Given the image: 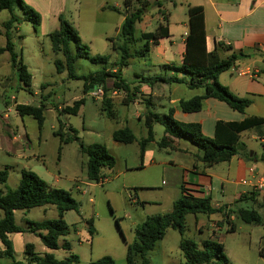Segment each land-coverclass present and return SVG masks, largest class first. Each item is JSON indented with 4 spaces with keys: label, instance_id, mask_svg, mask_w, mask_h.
I'll use <instances>...</instances> for the list:
<instances>
[{
    "label": "rangeland",
    "instance_id": "1",
    "mask_svg": "<svg viewBox=\"0 0 264 264\" xmlns=\"http://www.w3.org/2000/svg\"><path fill=\"white\" fill-rule=\"evenodd\" d=\"M158 1L161 3V8L171 14V23L184 22L186 3L183 0ZM119 2L123 4L122 0ZM148 11H150L148 13L151 16L150 20L135 23L134 37L143 32V29L153 31L161 22V11L159 13L155 6L150 7ZM154 14L158 15V19ZM6 17L7 11H0V30ZM94 21L96 27L94 30L88 27L79 29L81 42L87 45L90 55H105L107 61L105 64H100L78 58L74 62V69L79 75L102 68H116L120 57V51L111 47L112 42L115 44L123 42L121 33L114 32L115 19H104L99 15ZM16 28L17 35L13 33L11 35L13 50L25 66L30 80L28 87L22 84H20L22 88L18 87V81L15 80L16 71L8 66V54H0V169H7V178L0 184V190L5 192L14 189L19 182L20 170H30L48 185L69 191L71 197L78 203V213L68 210L62 214L68 232L58 239V243L67 241L69 249L50 250L44 247L38 237L32 233H10L8 240L11 243L12 257L1 253L3 246L0 242V264L16 262L28 264L27 255L24 253L26 243L32 244V250L37 255L46 252L51 253L55 259H63L74 254L78 259L77 264H91L102 255L111 256L115 264H126L125 247L126 244L134 241V227L146 216L170 211L172 202L180 195L178 185L175 183L176 181L178 183L177 176L180 169L173 165L172 160L185 162L191 159V156L169 147L158 146L163 127L159 123H154L152 141L145 143L146 151H151V157L150 159L147 156L140 157L139 141L146 136V130L142 121L137 120L136 115L139 113L141 116L144 109L142 95L138 94L135 98L139 103L129 101L126 104L123 90L115 94L109 93L115 105L112 116L101 105L99 99L91 98L88 91L83 92L81 78H69L65 70L56 72L54 60H63V57L61 53L51 50L49 38L41 33L39 26L33 30L29 23L20 21L16 24ZM103 31L108 35L101 36ZM3 39L4 37L0 35V46L3 44ZM126 44L130 58L127 60V66L120 70V76L126 82L131 83L129 81L134 80L135 73L143 76L161 71L147 66L144 62L147 61L146 57L140 56L142 41L134 39V42ZM13 73H15L14 79ZM4 76H7V79ZM108 83H111L110 80ZM91 88L93 87L89 89ZM3 89L4 93H2ZM192 92L197 94L200 90H190L183 84H171L165 89L164 94L170 98H187ZM6 94H12L18 104L33 107L42 105L39 128L32 116H20L14 112L13 100L6 99ZM80 97L83 98V102L75 114L58 112L57 107L71 105L73 100ZM166 97L156 99L148 108L158 114H166L168 107L171 106ZM219 104L226 111H230L225 103ZM6 107H9L8 117L2 119ZM200 113L203 115L204 111ZM59 126H61L62 139L65 137L70 139L59 140V136L55 135ZM69 126L75 129L76 139H72L68 131ZM121 127L131 130L134 135L132 142L113 141L112 131ZM13 134L17 136L15 140L12 138ZM244 134L241 139L249 146L260 150L258 139H246ZM4 138L9 139V142H5ZM182 142L189 144L186 139H180V143ZM80 143L83 146L99 143L114 158L111 168L102 169L106 179L101 183L87 179L86 155L80 151ZM191 147L197 151L193 144ZM226 165L225 162L216 163L212 169L224 177L227 176ZM228 179L234 180L235 176L229 174ZM226 185L229 193L221 197L218 189L219 181H214L213 200L224 201L233 190L235 192L244 188L233 183ZM239 207L254 209L262 214V211L254 207L250 201L236 202L231 209L234 224V230L231 231L225 220L214 229V224L219 218L218 213L213 215L189 213L185 215L183 237L195 243L208 238L222 243L223 253L229 264H264V256L260 253V251L264 252V224L242 222L237 216ZM56 217L57 210L50 204L32 207L26 211L15 210L14 213L15 224L21 227L25 226L27 220L41 221ZM89 218L95 229L91 239L87 238L88 234L82 223L83 219ZM228 220L231 221L230 218ZM197 224L202 225L201 230L196 228ZM75 229L78 232H74ZM179 240L178 232L173 228H167L163 237L146 252L148 264H185L179 249ZM138 260L136 258L137 262Z\"/></svg>",
    "mask_w": 264,
    "mask_h": 264
},
{
    "label": "trees",
    "instance_id": "2",
    "mask_svg": "<svg viewBox=\"0 0 264 264\" xmlns=\"http://www.w3.org/2000/svg\"><path fill=\"white\" fill-rule=\"evenodd\" d=\"M152 6H160V1L133 0L129 8L124 12V18L119 30L123 37V42L121 44L111 43L113 49L120 51L117 67L113 69L102 68L85 75L75 73L74 62L76 59L85 58L92 63L105 64L107 56L90 55L87 45L81 42L75 29L59 16L58 28L46 35L49 38L51 50L61 53L63 57V60H54L56 72L65 70L69 78H81L83 80V92L88 91L90 87L101 86L103 89V97L100 100L101 105L112 116L114 112L111 108V97H108L112 89L123 90L126 97L125 102L127 103L132 100L131 95L137 90L139 83L151 86L155 82L184 83L188 88L203 89L201 95L178 101V107L182 112L198 111L201 107V101L209 97L225 103L231 110L242 112L249 104V100L235 96L217 81L218 74L228 69L240 54L231 53L228 57L219 59L213 53L205 52L202 8L199 5H187V34L184 41L185 48L182 61L179 65L169 66L174 75L142 76L136 74L137 79L134 81L136 86L133 87L134 90L132 88L130 90L129 83L120 76V70L127 65V60L130 58L126 43L134 42V39L142 41V47L139 50L140 56H142L148 50L149 41L155 43L157 38L168 35L166 17L161 12V22L157 24L152 32H141L137 37H134L135 23L139 22L143 13ZM2 10H6L9 13V17L2 22L5 42L0 47V53L4 51L8 53L10 67L16 71L21 84L24 87H28L30 75L13 50V44L10 39V28L13 22L21 20L29 23L32 29L35 30L40 21L39 13L23 0H0V11ZM15 10L19 12L18 17L14 14ZM176 74L181 76L178 78ZM107 78L112 79L111 87H106L104 84ZM82 102V97L75 99L71 105H64L58 112L75 114ZM41 109L42 105L38 107L18 103L14 105V110L18 115L32 116L36 120L38 128L42 118ZM154 123L161 124L163 133H165L158 142V146L167 145L170 137L186 139L197 148L200 152L199 160L207 166L215 162L228 160L233 155L248 158V150L240 142L239 133L251 127L261 125L264 123V120L258 117H245L239 121L216 120L213 125L212 136L208 137L202 134L199 123L181 122L174 119L171 108L168 109L166 114L161 115L148 111L143 117L146 136L139 141L140 157H142L145 143L152 140L151 126ZM68 131L71 133L72 139H76L75 129L69 126ZM55 134L59 136V140L67 141L70 139L69 137L62 139L60 131H57ZM111 137L114 141L121 143H130L134 140V135L126 127L114 130ZM79 147L80 151L86 155L85 170L87 179L96 182L99 178H105L102 169L111 168L114 164V158L106 151L104 146L99 143L83 146L80 143ZM6 178L7 170L6 168H1L0 184ZM248 198H252V196ZM45 204L55 207L57 210L56 218L43 219L41 221L27 220L24 227L15 224L13 211H25L29 208ZM224 208L212 207L208 196H194L193 193L185 192L181 185V194L172 202L170 211L163 214L146 216L134 227V241L126 244L125 247L124 258L126 264H148L146 252L153 248L156 241L163 237L165 230L169 227L175 229L180 235L179 249L185 264H229L227 257L223 253L222 243L210 238L195 243L183 237L184 219L185 215L189 213L209 215L218 212L228 223L229 230H234L232 220H228L231 210H225ZM0 210V242L3 246V250L1 251L3 255L12 257L11 243L7 237V234L10 233L29 232L36 235L41 244L50 250L57 248L69 249L67 241L63 240L61 243H58V239L65 236L68 232V226L62 219V212L74 210L78 213V203L71 197L69 191L52 187L34 172L22 169L20 171L19 182L14 189L5 192L0 190ZM237 216L244 223L264 224V216L254 209L239 207L237 208ZM85 230L88 234V239H91L95 233V229L89 219L85 220ZM32 249V244H25L24 253L27 255L28 264H77L78 261L77 256L74 254L63 259H55L51 253L45 252L37 255ZM260 253L264 256V252L260 251ZM136 258L139 259L138 262ZM15 264L23 263L16 262ZM91 264H115V262L111 256L102 255L93 260Z\"/></svg>",
    "mask_w": 264,
    "mask_h": 264
},
{
    "label": "crops",
    "instance_id": "3",
    "mask_svg": "<svg viewBox=\"0 0 264 264\" xmlns=\"http://www.w3.org/2000/svg\"><path fill=\"white\" fill-rule=\"evenodd\" d=\"M23 1L39 13L40 21L38 26L42 34L47 35V33L56 30L59 25L60 16L75 29L80 40L81 35L79 29H84V27H88L94 30L96 28L94 25V19L99 15H102L104 19H115L116 22L113 24L114 32H119L121 23L124 18V12L127 8H129L130 4L133 2V0H122L123 4H120L119 0ZM149 1L151 2V0ZM183 1L184 3H186V8L187 5H199L202 8L204 27V48L206 53H213L219 59L226 58L231 53L240 54L236 57L233 64L228 69L218 74L217 81L221 85L225 86L235 96L248 99L249 104L243 109L242 112L234 111L231 109L228 112L223 109V107L219 104L221 101L209 97L204 98L201 101V107L198 111L186 113L182 112L179 109L178 101L188 99L196 95H201L203 93L202 88H188L184 83L175 82H155L151 86H148L144 83H139L137 90H135L134 93H132L131 95L132 100H130L132 102L139 103V100L135 99L137 98L136 96L139 94L143 97L144 109L142 110L143 112L141 113V116H139V113H137V120L142 121L143 125L144 114L148 111H151L148 106L152 105L153 101L155 103L156 99L165 98V89L169 88L171 84H183L186 88L190 90H200V92L197 94L193 92L190 93V96H188L187 98H166L171 104L168 109H172V117L174 119L181 122L199 123L201 132L205 136H212L213 125L216 120L239 121L245 117H258L264 120V0ZM148 10H146L141 16L140 22L142 20H150L151 16L148 14L150 12ZM156 10L158 12L161 11L166 17V27L168 35L166 37L157 38L155 43H151V41L148 42V50L143 55L144 57H146L147 61L144 62H146V65L152 69L161 70L159 73L152 75L172 76L174 75V72L170 70L169 66L179 65L182 61V55L184 53V41L187 34V14L184 22L180 24H174L170 21L171 14L169 12L163 10L161 6L156 7ZM81 13L82 16H80ZM14 14L17 15V17L19 16V12L17 10L14 11ZM154 15H156L155 17L158 19V15ZM8 17L9 13L7 12L6 19H8ZM20 21L21 20L13 22L10 28V39L12 33L17 35L16 24ZM144 32L152 31L143 29V33ZM0 35L4 37L3 27L2 30H0ZM106 35L108 34L105 31L101 33V36ZM3 40L4 41L2 46L5 42V39ZM4 53L7 52L4 51L0 54ZM7 60L8 66L10 67L9 55L7 57ZM12 75L14 79L15 73H13ZM176 75L178 78L181 76L179 74ZM134 76V80L129 81L131 82L129 83L130 90H132L133 87L136 86V83L134 82L137 79L136 73L134 74ZM4 77L5 79H7V76ZM15 80L18 81V87L22 88L18 76H16ZM108 80H110L111 83H108ZM104 84L106 87H111L112 79H105ZM172 90H174V87H172ZM4 91L5 90L3 89L2 93H4ZM6 99L13 100L12 108L14 109V105L17 104L14 96L12 94H8L6 96ZM110 103L111 108L113 109L115 105L113 104L112 99ZM8 109L9 107L5 108L6 112L2 114V119L8 117ZM59 109L60 107H57V110ZM202 110L204 111L203 115H201L200 113ZM14 112L16 111L14 110ZM60 128L61 126H59L57 131L62 132ZM143 128H145L144 125ZM57 131H55V133ZM245 132L246 134H244ZM242 134H244V137H246V139L255 140L257 138L258 143L260 144V150L249 146L246 141L242 140ZM163 135H165V133H163L162 136ZM16 137L17 136L13 134V140H15ZM4 140L5 142H9V139L7 138H4ZM19 140H21L20 137ZM239 140L244 144L245 149L248 150V153L249 151L251 152L250 155L248 154V158H245L240 155H233L228 160L215 162L207 166L199 160L200 152H198V150H194L188 140L187 141L189 142V144L187 145L186 142L180 143V139L170 137V141L167 143V145L162 147H169L174 150L183 152L188 156H191V159H188L185 162H181L180 160H172L173 165L177 166L180 169V172L177 176L178 183L177 181L175 182L178 185L180 194L181 185L185 184L186 186L191 188V191L194 196H208L209 203L212 207H225V210H231L232 205L236 202L250 201L254 207L262 211V214L260 215L264 216V198L262 197V195L257 191L252 190L250 185H242L239 183V179H251L253 175L264 176V123L259 126L251 127L239 133ZM250 147H252V149H250ZM58 149L59 147L57 148V150ZM144 156H147L148 159H150L151 157V151H146V145H144L143 148L142 157ZM222 162H225L227 164L225 174L227 176L224 177L218 175L212 169V167L215 166L216 163ZM249 169H251V172L249 171ZM229 174L235 176V179H228ZM105 179L106 178H104V180ZM214 181H219L218 189L221 194V197H223L225 193H229L226 185L228 183H233L236 186H244V188L235 192L233 190V192H230L229 197L226 198V200L224 201H215L212 198V193L215 190ZM101 182L102 181L100 180L96 181V183ZM249 196H252V198H248ZM64 212H62V214ZM14 213L15 211H13V217ZM216 213H212L209 215H213ZM218 214L219 218L214 224V229H216L218 227L217 225L224 220L223 216L220 213ZM228 218L232 220L231 213L229 214ZM85 220L87 219L82 220V223L84 225ZM89 220L92 224L91 218H89ZM201 227V224L196 225V228L198 230H201ZM74 232H78V230L75 229ZM9 235L10 234H7V237H9Z\"/></svg>",
    "mask_w": 264,
    "mask_h": 264
},
{
    "label": "built area",
    "instance_id": "4",
    "mask_svg": "<svg viewBox=\"0 0 264 264\" xmlns=\"http://www.w3.org/2000/svg\"><path fill=\"white\" fill-rule=\"evenodd\" d=\"M117 91H122L121 89H112L110 93L115 94ZM88 94L93 99L101 100L103 97V89L101 86L97 85L88 90ZM251 172V169H249ZM100 181H103L104 178H99ZM239 183L242 185H250L252 190L257 191L264 198V176L263 175H253L251 179H239ZM185 192L192 193L191 188L182 185Z\"/></svg>",
    "mask_w": 264,
    "mask_h": 264
},
{
    "label": "water",
    "instance_id": "5",
    "mask_svg": "<svg viewBox=\"0 0 264 264\" xmlns=\"http://www.w3.org/2000/svg\"><path fill=\"white\" fill-rule=\"evenodd\" d=\"M249 155L251 154V152L249 151V153H248Z\"/></svg>",
    "mask_w": 264,
    "mask_h": 264
}]
</instances>
